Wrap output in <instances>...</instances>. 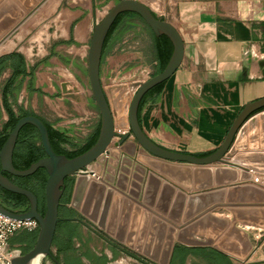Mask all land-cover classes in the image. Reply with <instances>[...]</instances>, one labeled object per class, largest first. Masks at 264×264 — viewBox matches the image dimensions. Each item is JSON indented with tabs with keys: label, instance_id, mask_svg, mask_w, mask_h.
Wrapping results in <instances>:
<instances>
[{
	"label": "water",
	"instance_id": "water-1",
	"mask_svg": "<svg viewBox=\"0 0 264 264\" xmlns=\"http://www.w3.org/2000/svg\"><path fill=\"white\" fill-rule=\"evenodd\" d=\"M41 1L0 0V41L13 32ZM143 1L118 0L97 22L92 34L88 52L89 88L101 114L96 143L75 157L57 153L45 121L30 114L17 121L2 146V171L30 176L44 168L48 175L44 189L46 211L42 213L39 196L33 190L14 183L0 172L3 188L29 200L23 211H12L0 205V212L12 218H34L39 222L34 246L14 256L11 264H31L37 256H53L63 205L74 210L77 216L73 219L86 221L111 244L150 264H171L178 244L210 246L235 257L240 263L251 261L256 246L247 226L264 229V188L248 181L254 177L249 169L264 175V151L239 152L238 148H264V97L245 104L223 143L209 155L169 149L152 140L140 122L141 103L151 89L167 81L180 68L186 48L179 29L162 17L167 11L166 0ZM125 12L139 14L155 36H168L174 46L173 53L166 67L145 81L104 83L101 67L105 43L115 21ZM63 90L69 93L66 83ZM27 124L39 130L46 156L28 168L18 169L13 156L19 133ZM116 137L120 139L114 142ZM217 162L231 166L217 165L213 170ZM140 163L189 191L192 190V175L196 188L206 189L214 185L212 176L215 174L216 184L224 186L194 194L188 211L193 212L194 200L209 202L216 198L218 204L180 226L186 194L178 191L172 183L163 182L155 172L148 173L143 186L146 168ZM192 165L196 166L194 170ZM232 166L243 170L239 173ZM239 179L248 182L230 184ZM226 186L228 189L224 188ZM69 189L70 201L63 202L62 197ZM174 194L176 201L170 207ZM224 206L232 213L231 219L213 213Z\"/></svg>",
	"mask_w": 264,
	"mask_h": 264
},
{
	"label": "crops",
	"instance_id": "crops-1",
	"mask_svg": "<svg viewBox=\"0 0 264 264\" xmlns=\"http://www.w3.org/2000/svg\"><path fill=\"white\" fill-rule=\"evenodd\" d=\"M111 1L118 0H88V6L76 7L71 4L67 7L66 12L70 17L67 34L64 40L51 46L50 55L60 58L65 63L71 62L74 58L60 52L61 48L68 47L67 49L70 50H79L80 55L87 58L95 25L101 20L99 8L103 7V3ZM166 6L167 11L162 17L172 22L181 32L185 41V59L180 68L165 81L159 92L146 94L140 110V121L148 136L166 148L193 154L213 152L223 143L229 128L245 104L264 97V0H166ZM129 17H139L148 25L134 12L122 13L120 21L126 19L127 22ZM153 41L157 57L154 32ZM26 63L27 75L19 76L15 82L16 86L20 85L14 93L15 100H17L16 92L25 82L30 85H24L22 93L28 88L30 90L33 88L32 91L45 95L44 87L35 85L34 81L37 77L36 68L48 65V58L32 65L26 59ZM13 71V68L8 66L0 77L2 113L3 89L13 75ZM9 102H13V97L9 96ZM92 106L100 113L96 105ZM98 117L88 139L101 127V114ZM59 131L74 141L70 133L72 127L59 128ZM119 139L120 137H116L114 142ZM238 150L258 152L264 151V148L252 149L248 146ZM140 164L146 168L143 186L146 185L148 173L155 172L161 176L163 182L172 183L178 191L186 194L178 223L180 226L218 204L216 198L209 202L194 200L193 212L188 211L190 199L194 194L224 186L216 184L215 174L212 176L214 185L206 189H197L195 176L192 175V190L189 191L160 175L150 166ZM217 165L231 166L217 162L213 165V170ZM191 168L194 170L196 166L192 165ZM232 168L239 173L243 170L236 166ZM249 172H252L254 177L260 175L252 169H249ZM260 176L264 177V175ZM248 181L252 182V179ZM248 181L239 179L230 184ZM224 188L228 189V186ZM160 194L161 190L158 191V196ZM175 201L176 194L171 199L170 207ZM213 213L228 219L232 218L227 206ZM63 216L72 221L63 222L57 243L53 244V256H46L42 264H117L120 261L126 264L125 257H129V254L107 241L86 221L73 219L77 216L74 210L65 208ZM70 228L77 229V234L71 236L68 233ZM15 238V235L11 237V244L15 243L13 242ZM197 238L203 239L199 236ZM253 241L256 243L254 238ZM213 256L220 260L214 261ZM171 264L243 263L210 246L178 244Z\"/></svg>",
	"mask_w": 264,
	"mask_h": 264
},
{
	"label": "rangeland",
	"instance_id": "rangeland-1",
	"mask_svg": "<svg viewBox=\"0 0 264 264\" xmlns=\"http://www.w3.org/2000/svg\"><path fill=\"white\" fill-rule=\"evenodd\" d=\"M51 1H41L13 32L0 41V44L11 40L16 42L14 49L1 56L14 51L21 52L30 65L48 58V65L36 68L37 77L34 81L35 85L44 87L45 95L29 88L22 93L24 85H30L25 82L16 92L17 100L13 98V107L17 114L22 111L38 113L54 124L58 130L72 127L70 133L76 145L69 144L67 147L75 150L87 142L100 114L92 106L96 104L93 96L90 95L88 57H82L79 50L61 48L62 54L74 58L73 61L65 63L60 58L50 55V48L53 44L64 40L67 34L70 23L67 7L71 4L76 7L88 6V0H61L52 8ZM115 3L116 1L103 3L104 8H99L101 19ZM127 22L126 19H121L108 41L102 66L104 83L132 84L145 81L160 71L152 29L139 17H129ZM64 83L67 84L69 93L64 92ZM8 117L3 107L0 127L3 128ZM247 228L253 232L256 248L251 261L243 264H264V231L252 226ZM94 229L98 231L97 228ZM256 256H260L259 259L255 258ZM44 260L45 257L42 262ZM138 262L141 261L130 255L125 257L126 264H139Z\"/></svg>",
	"mask_w": 264,
	"mask_h": 264
},
{
	"label": "trees",
	"instance_id": "trees-1",
	"mask_svg": "<svg viewBox=\"0 0 264 264\" xmlns=\"http://www.w3.org/2000/svg\"><path fill=\"white\" fill-rule=\"evenodd\" d=\"M121 15L122 14H120V16L117 18V20L115 21L114 25L112 26V28L109 32V35H108L106 43H105L104 52H105V48L107 46V43L110 40V36L112 35L113 31L115 30V28L119 24ZM137 15H139V14H137ZM155 44H156L157 59L159 61V65H160V71H162L166 67V65H167V63H168V61H169V59L173 53L174 46H173V43L170 40V38L166 35H162L160 37L155 36ZM8 66H11L14 71H13V75L11 76L10 80L8 81V83L5 85V87L3 89V107L6 109L9 117H8V120L6 121L5 125L3 126V128L0 129V150H1L2 146L4 145L5 141L7 140L10 131L13 130V128L15 127L17 121L21 117L28 115V112H29V111H22L20 114H17V112L15 111V108L13 107V102H9V96L14 98L15 91L18 88H20V85H17V86L15 85L17 78L21 75L26 76L28 73L27 72L26 58H25L24 54H22L21 52L14 51V52H11L9 54H5V55L1 56L0 57V77L2 76L5 69ZM164 84H165V82H163V83L157 85L156 87H154L153 89H151L148 92V95L150 93L159 92L162 89ZM32 90H33V88H32ZM143 101H144V99H143ZM143 101L141 103V106L143 105ZM141 106H140V110H141ZM140 110H139V118H140ZM1 114H2V110L0 107V116H1ZM46 124H47L49 132H50V137H51V141H52V145H53L54 150L57 153L66 154L68 157H75L77 155L84 153L88 149H90L96 143L98 136H99V133H100V129H99L93 136H91L87 140V142L83 146H79L78 148H75V150H71V149L67 148L65 146V144H73V145H76V144L73 141H71L67 136H65L62 132H60L58 129L53 128L51 126V124H48V123H46ZM32 130H33V128H31V126H26L21 130V133H20L21 145L19 146V150H20L19 157L21 158V161L19 163L20 164L19 167H17L18 169L28 168L33 162H36L37 160L40 159V154L42 152V148L39 145V143H41L40 137L34 136L29 144L24 143V137H27L29 135H34ZM211 153L212 152H206V153H201V154H197V155L206 156V155H209ZM38 173L34 174L33 176H31L29 178H32V177L41 178L40 176H37ZM46 179H47V177H46ZM45 183H46V181H44V185L42 186V188H39L37 190L31 189L39 196L40 211L42 213H45V211H46L45 199L42 202V195H44ZM70 196H71V190L69 189L67 195L65 196L64 202H69ZM23 204L28 205L29 201L24 198ZM65 208H67L65 205L61 206V208H60L61 220L58 224V229H57L56 236L54 239V244L57 243L58 233L63 226V222L72 221L71 219H68V217L63 216L64 212H65ZM68 233L71 236L76 235L77 229L70 228ZM37 234H38V231L35 233H32L30 231L18 232L15 234L16 238L13 240V242H15V243L11 244V242H10V245L11 246H17L18 245L21 248L22 253H25V252L29 251L34 246L36 239H37ZM131 256L138 259L139 261L143 262L144 264H150L147 261L141 260L140 258H138L136 256H133V255H131ZM213 258L216 259V262H218L220 260L218 257H215V256H213Z\"/></svg>",
	"mask_w": 264,
	"mask_h": 264
},
{
	"label": "flooded vegetation",
	"instance_id": "flooded-vegetation-1",
	"mask_svg": "<svg viewBox=\"0 0 264 264\" xmlns=\"http://www.w3.org/2000/svg\"><path fill=\"white\" fill-rule=\"evenodd\" d=\"M29 114H35V115L39 116L40 118H42L45 121V123L51 124V126L56 129L54 124L48 122L45 118H43L38 113L29 111L28 115ZM26 126H31V128H33L32 131H33L34 135H29L27 137H24V143L25 144H29L34 136L35 137L39 136L41 139L40 132L34 125L27 124L24 127H26ZM20 133H21V131H20ZM20 133H19V137L17 140V144L15 147L14 156H13V161H14V165L16 168L19 167V165H20L19 163L21 161V158L19 157V154H20L19 146L21 145ZM39 145L42 148V152L40 154V158H42V157L46 156V153H45L44 147L42 145V142L39 143ZM1 171H2V165H1V160H0V172ZM2 173L4 175L8 176L14 183H16L20 186H23V187H27L30 189H36V190L39 188H42V186L44 185V181H46L45 179L47 177V172L44 168H41L36 173H34V174L38 173L37 176H40L41 178H38V177L29 178V177L33 176L34 174L30 175V176H17V175L10 173V172H7V171H2ZM24 198L26 200H28L26 196L12 192V191H9L0 185V205L1 206L5 207L9 210H12V211H23L27 208V205L23 204ZM44 199H45V194L42 195V202L44 201ZM64 199H65V195L62 197L63 202H64Z\"/></svg>",
	"mask_w": 264,
	"mask_h": 264
},
{
	"label": "built area",
	"instance_id": "built-area-1",
	"mask_svg": "<svg viewBox=\"0 0 264 264\" xmlns=\"http://www.w3.org/2000/svg\"><path fill=\"white\" fill-rule=\"evenodd\" d=\"M252 183L264 188V177L257 175L252 179ZM38 229L39 222L37 219H16L0 212V262L11 264V259L22 253L18 245H10L12 236L20 231H35Z\"/></svg>",
	"mask_w": 264,
	"mask_h": 264
},
{
	"label": "bare ground",
	"instance_id": "bare-ground-1",
	"mask_svg": "<svg viewBox=\"0 0 264 264\" xmlns=\"http://www.w3.org/2000/svg\"><path fill=\"white\" fill-rule=\"evenodd\" d=\"M59 1H61V0H52V1H51V8H52L53 6H56L57 3H58ZM48 10H49V9H48ZM32 20H33V19H32ZM24 29H25V28H24ZM26 30H27V28H26ZM16 36H17V35H16ZM15 45H16V42L13 41V40H11V41H7V42H5V43L0 44V56H1L2 54H4V53L9 52V51H11L12 49H14ZM259 257H260V256H256L255 258H258V259H259ZM42 259H43V256H41V255H40V256H37L36 258H34V260L31 262V264H42ZM0 264H4V263L0 262ZM117 264H124V261H120V262H118Z\"/></svg>",
	"mask_w": 264,
	"mask_h": 264
}]
</instances>
